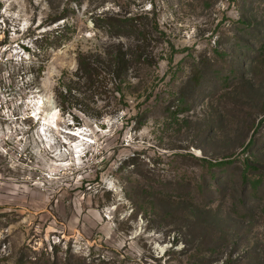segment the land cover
I'll return each mask as SVG.
<instances>
[{
    "label": "rangeland",
    "instance_id": "rangeland-1",
    "mask_svg": "<svg viewBox=\"0 0 264 264\" xmlns=\"http://www.w3.org/2000/svg\"><path fill=\"white\" fill-rule=\"evenodd\" d=\"M118 42L150 65L61 109ZM0 103V264H264V0H0Z\"/></svg>",
    "mask_w": 264,
    "mask_h": 264
},
{
    "label": "trees",
    "instance_id": "trees-1",
    "mask_svg": "<svg viewBox=\"0 0 264 264\" xmlns=\"http://www.w3.org/2000/svg\"><path fill=\"white\" fill-rule=\"evenodd\" d=\"M144 45L135 44L134 49L132 50L130 47L129 50L124 48L121 42H118L110 44L109 48L102 53H78L76 55L75 70L69 76L63 74L54 89L61 109L68 108L72 110L78 104H83V101L78 99L76 92L84 93L85 95L87 90H89L92 97L96 94L106 93L111 89L120 90L121 92L119 88L130 70L135 69L139 64L150 65V55L148 54L149 52H146ZM79 87H85L86 89L81 90ZM73 89L76 90L75 93H72ZM80 110L85 112L86 108L82 106ZM92 116L97 117L99 115ZM263 122L264 117L260 120V124ZM197 160L211 165H228L233 162L231 159H222L212 163L206 157H199ZM142 178L150 179L148 174ZM36 259L38 258L35 257L32 261Z\"/></svg>",
    "mask_w": 264,
    "mask_h": 264
},
{
    "label": "built area",
    "instance_id": "built-area-1",
    "mask_svg": "<svg viewBox=\"0 0 264 264\" xmlns=\"http://www.w3.org/2000/svg\"><path fill=\"white\" fill-rule=\"evenodd\" d=\"M1 116H2V110H1V103H0V119H1Z\"/></svg>",
    "mask_w": 264,
    "mask_h": 264
}]
</instances>
